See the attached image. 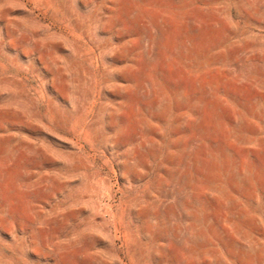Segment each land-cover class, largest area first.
<instances>
[{
	"label": "rangeland",
	"instance_id": "rangeland-1",
	"mask_svg": "<svg viewBox=\"0 0 264 264\" xmlns=\"http://www.w3.org/2000/svg\"><path fill=\"white\" fill-rule=\"evenodd\" d=\"M0 264H264V0H0Z\"/></svg>",
	"mask_w": 264,
	"mask_h": 264
}]
</instances>
